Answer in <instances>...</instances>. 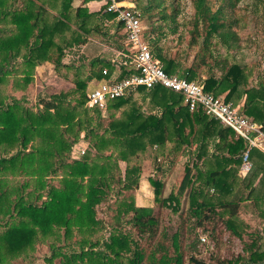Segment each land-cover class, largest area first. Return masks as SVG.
I'll use <instances>...</instances> for the list:
<instances>
[{
	"label": "trees",
	"instance_id": "obj_1",
	"mask_svg": "<svg viewBox=\"0 0 264 264\" xmlns=\"http://www.w3.org/2000/svg\"><path fill=\"white\" fill-rule=\"evenodd\" d=\"M73 1L42 0L39 3L37 0H27L25 3L24 0L21 9L17 7L15 10L14 5L8 4L9 0H0V22L10 23L11 17L17 26L11 35L8 28H0V173L37 176L38 183L43 188L46 185L42 179L44 175L57 171V167L53 166L58 164L63 176L61 187H51L41 203L37 199L27 198L19 189L27 186V183L10 193L5 185H0V217L8 218L3 223L5 228L0 232V263L5 264L8 256L32 247L39 233L53 235L55 227L64 228L66 238L71 237L73 227H78L83 233H93L94 227L102 223L97 219L96 206L105 199L113 188L112 185L121 184L126 189L131 187L129 181H123L114 172L118 167V159H128L130 151L145 149L150 145L165 148L167 143H173L172 149L179 151L191 147L192 141L196 140L198 151H195L196 156L186 167L179 185H173L172 182L168 185L165 181L150 179L152 201L168 204L178 216L187 215L184 223L188 235L190 233L197 237V231L200 230L207 238L213 237L222 244L220 238L224 235L227 237L225 240L234 242L235 238L244 240V235L249 233L254 239L250 254L234 253L233 259L228 260L225 257L224 261L227 264H264V255L257 252L264 241L263 232L259 229L248 232L238 215L243 204H258L259 197L251 193L254 192L253 185L260 169L254 166L247 175L241 177V154L247 147L245 140L237 136L231 127L210 117L203 109L191 111L185 105L182 94L163 86L152 89L141 87L132 94L112 100L107 109H114L120 114H112L110 127L102 133L98 126L104 110L93 108L96 112V124H92L89 115L85 123L79 118L78 107L85 106L87 93H84V97L76 105L67 103L68 106L63 104L69 99L68 93L61 92L59 95L44 98L43 108L37 112L23 106L20 101L7 102L3 97V86L9 76L14 74L18 77L22 73V79H14V86L17 88L20 84L28 85L33 81L31 76L37 66L36 62L45 58L54 62L56 68L61 67L62 59L67 53L65 50L88 41L89 31L86 28L90 15L83 8H77L74 15ZM128 1L136 3V9L141 12L142 17L158 10L160 19L173 21L175 25H171L172 32H177L179 0L169 2L172 9L170 14L167 11V0ZM194 3L196 11L192 21L194 28L191 44L198 45L201 39L202 44L191 65L184 66L179 59L163 54L159 45L162 37L160 34L163 33L162 25H153L150 31L143 25L144 38L151 47L152 44L156 46L157 51L153 53L169 74L195 80L199 71L206 68L208 75L199 82L205 84L207 91L216 95L226 93L228 102L246 95L240 112L264 125V81L258 86L250 87L251 72L247 65L230 63L227 59L219 61L215 55V46L218 44L231 49L239 41L237 32L232 30V23L226 20L223 7L214 10L207 0H194ZM47 8L56 12L54 20H44L40 24L41 19L45 18ZM106 13L109 17H115L114 13ZM74 17L76 24L73 23ZM200 23L205 24L203 28H200ZM52 52L57 54L55 60ZM20 58L22 62L18 61ZM91 63L109 66L102 59H95ZM215 68L221 70V75L214 73ZM103 70L104 67L97 76H90L89 80L94 77L108 78ZM123 72L120 77L126 74V71ZM85 84L82 81L77 83L79 87L86 89ZM137 93L149 97L152 110H144L139 106L134 99ZM62 128L75 134L72 135V140L64 136ZM82 131L90 146L81 158H75L71 151ZM36 137L42 138V145L27 151ZM215 139L216 145L211 154V142ZM110 147L119 152L116 159L113 154L105 153ZM13 148L17 149L16 153L4 155ZM258 151L253 150V161H256L255 155ZM259 153L263 159L264 153ZM53 154L60 157L59 162L51 159ZM200 163L204 166L196 168ZM210 186L215 188V193L206 198L209 196L206 187ZM13 193L17 195L16 199L11 198ZM183 197L186 200H182ZM37 198H42V195L38 194ZM251 199L254 200L252 203L245 204ZM153 208V202L150 206L137 205L133 200L123 202L119 208L117 222L120 223L123 215L132 214L129 222L141 236L147 235L151 239L147 245H141L129 233L116 229L109 240L103 243L99 240L83 239L77 250L62 251L51 245V255L47 257V261L53 264L55 258L61 257L62 264H187L182 250V231L177 230L170 235L168 243V231L166 228L159 230L161 222ZM223 231L224 235L221 234ZM200 242L207 249H216L213 239L208 243ZM99 246L105 248L98 249ZM211 246L215 249H211ZM248 246L244 242V248ZM126 254L129 258L124 261L123 256ZM190 264L210 263L192 254Z\"/></svg>",
	"mask_w": 264,
	"mask_h": 264
},
{
	"label": "rangeland",
	"instance_id": "obj_2",
	"mask_svg": "<svg viewBox=\"0 0 264 264\" xmlns=\"http://www.w3.org/2000/svg\"><path fill=\"white\" fill-rule=\"evenodd\" d=\"M20 1V4H22V1L24 0ZM170 1L171 0H167V11L169 14L172 13V9L169 7ZM41 2L42 0H39V3ZM124 2L126 6H136V3L134 2L130 1V3L125 0ZM207 3L210 4L214 10L223 7L226 20L232 23V30L236 31L239 37L238 45L231 49L223 46L221 43L218 45L216 44L217 46L215 47L217 48V51L215 52V55L217 56V59L219 61L227 59L230 63L236 62L241 65H247L251 72L249 77V86H258L261 81H264V0H207ZM179 4L180 11L176 18V23H178L179 26L177 32L173 33L171 28V25L174 26L175 23L170 19H160L161 15L158 10H153V14H144L142 17V23L146 27L147 31H150L153 25H162L163 33L160 34L162 37L159 45L163 49V54L175 57L179 59L184 66H189L193 62L197 52L201 49L202 39L198 45L191 44V40L193 38L192 30L194 28L192 21L194 20L196 11L194 0H179ZM15 5L16 2L14 6ZM7 6L10 7L9 5ZM199 25L200 28H203L205 24L200 23ZM98 33L101 35L99 31ZM157 36L158 33L156 37ZM70 38H72V34L70 35ZM73 49H68V51L72 53V51H74ZM152 49L154 52L157 51L156 46L153 44ZM53 51L56 50L54 49ZM55 53L52 52L54 60L57 58V54ZM77 59L79 58L71 60V64L67 65L69 67L68 69H63L61 67L59 70L56 69V73L47 67L44 68L40 66V68H38L39 71L35 67L33 73L37 76H34L32 83H29L28 85L20 84V86H17L18 90L15 89V81L11 79L14 75H12L10 80L8 79V81L4 84V91L2 92V95H4L3 97L6 98L7 102H13L15 100L20 101L23 106L34 112L42 110V101L44 98L47 99L52 95H59L61 92L69 94V99L63 102L64 105L68 106L67 103L70 105H76L82 97H84V93L86 94L90 91V89L97 85V82L101 80L98 77H96L97 79L89 80V77L97 76L100 69L104 66L102 63L92 64L90 61H85L81 58L78 61ZM44 60L45 62H48V60L44 58L39 62V64H42ZM51 63L53 64V62ZM214 73L219 76L221 75V70L219 68H215ZM207 75V69L204 68L199 71L198 77L195 80H204ZM61 76L64 77L63 80L61 79ZM18 78L22 79L23 77ZM79 81L86 82V89L77 85ZM134 96L136 102L144 110H152L149 97H145L140 93H137ZM219 96L226 99V93ZM246 98V95H242L240 98H236V101L232 102L240 109ZM157 109L155 110L157 111ZM78 113L79 118L84 121V123L87 120L86 117L89 115L92 118V124H96V112L93 108L88 106L87 101L85 106L78 107ZM113 113H116V115L120 114L119 111L109 108L102 112V117L98 126L101 133L106 128L110 127L113 120ZM62 132L68 140H72V137L75 135L73 132L67 131L66 128H62ZM84 135L85 133L82 131L79 140L73 144V146H75L74 148L72 147L73 149L71 152H73L74 149L77 151L83 148H85L86 151L89 149V141ZM215 141L217 140L215 139L211 142V154L213 153L216 145ZM42 142V138L36 137L29 144L27 151H30L35 146H41ZM192 142L191 147H186L179 151H174L172 149L173 143H167L165 148H160L158 145H150L145 149H135L130 151L128 153V159H118V167L114 170V172L117 176L120 175L123 181H129L131 187L126 189L121 184L112 185L113 188L110 190L105 199L96 206L97 219H99L102 223L97 225V227H94L95 231L93 233H83L78 227H73L71 237L66 238L64 228L55 227V233L53 235L50 234L47 236L39 233V237L35 239V243L32 247H27V249H24L19 253L15 252L13 256H8L5 264H49L47 257L51 255V245H55L62 251H69L70 249L77 250L80 246L79 243L83 239H89L92 241L99 240L103 243V241L109 240L110 236L116 231V229L129 233L132 238L137 240L141 245H147L151 239H149L147 235L146 237L141 236L139 231L129 222L132 214L123 215L120 219V223L117 222L119 219L118 215L120 205L125 201L131 200H133L137 205L150 206L153 202V209L161 222L159 224V230L162 231L166 228L168 231V243H170V235L177 230L182 231V250L185 254L187 264H190V256L192 254L199 258L208 260L210 264H227L226 261H224V258L226 257L225 259L228 260L231 258L233 259L235 249L233 248L234 242H228V240H225L224 231L221 232L224 236L220 238V240L222 239V244L220 241V243L216 241L215 238L208 237L209 241L211 239L215 240L216 243L214 244V247L216 249H207L206 247H203L200 242V233H202L201 236H204L202 231H197V237L194 234L191 235L189 233L188 235L185 232L186 223H184V220L187 218V215L184 214L178 216L177 213L170 209L171 206L168 204L164 205L160 201H152L153 196L150 194L149 189L150 179L155 178L168 182V178L173 177V180L171 181L173 185H179L185 174L186 167L189 163L191 164L193 157L196 156L195 151H198V143L196 140H193ZM16 151L17 149L13 148L4 155L10 156L16 153ZM92 153L95 155V150H93ZM105 153L109 155L113 154V158L116 159L119 152L116 148L110 147ZM51 159L55 162L60 161V157L56 154H53ZM57 165L53 166L57 167L56 173H47L42 178L46 183L44 188L40 183H38L37 176H28L25 174L0 173V185H5L4 187L9 189L10 193L23 183H27V186H21L19 189L24 192L27 198L33 200L37 199L38 203H41L46 199V193L49 192L51 187H61V178L63 176L61 175V167H58ZM202 166H204L203 163H200L195 167L199 168ZM143 180L146 181L145 187H143ZM214 190L215 188L213 186L206 187V193L209 195L206 196V198L215 193ZM38 194L42 195V198H37ZM11 198L16 199L17 195L13 193ZM182 200H186V198L183 197ZM184 202L186 203V201ZM6 219L8 218L6 217L1 219L0 217V232L5 228L3 223ZM9 221L10 223L12 222V220ZM157 238L158 236L156 239ZM162 238L163 237H159V239ZM102 248L105 247H98V249ZM127 255L128 254L123 256L124 261L128 260L129 257H127ZM53 264H62V258H55Z\"/></svg>",
	"mask_w": 264,
	"mask_h": 264
},
{
	"label": "built area",
	"instance_id": "obj_3",
	"mask_svg": "<svg viewBox=\"0 0 264 264\" xmlns=\"http://www.w3.org/2000/svg\"><path fill=\"white\" fill-rule=\"evenodd\" d=\"M103 3L104 10L114 13L116 20L123 25L126 48L121 52L122 58L117 64L119 72L122 74L126 71V74L114 77L108 68H104L103 74L109 77L87 92L88 106L106 110L112 100L132 94L141 87L152 89L163 86L178 92L183 95L184 103L191 111L203 109L245 140L247 147L241 154L240 174L247 175L254 167L253 150L264 153V125L242 114L233 102L207 91L203 82L169 74L144 38L142 14L136 6H126L124 0H103ZM85 151V148L74 149L73 156L79 158ZM201 240L203 243L209 242L206 236H202Z\"/></svg>",
	"mask_w": 264,
	"mask_h": 264
},
{
	"label": "crops",
	"instance_id": "obj_4",
	"mask_svg": "<svg viewBox=\"0 0 264 264\" xmlns=\"http://www.w3.org/2000/svg\"><path fill=\"white\" fill-rule=\"evenodd\" d=\"M37 1L39 2V0ZM125 1H128V0H125ZM15 2H16L15 10L17 9V7H20L21 9V7L23 6V1H22V4H20L21 3L20 0H9L8 4L14 5ZM26 2L27 0H25V3ZM103 4H104L103 0H74L72 2V6L74 8L73 10L74 15L76 14L77 8H83L87 10V14L90 15V17L88 18L89 21H88V25L86 28V30L89 31V34L87 35L88 41L85 44H81L78 46L68 48V49L74 48L73 50L75 52L72 51L71 53L70 51H68V49L65 50L67 51V53L62 59L63 64L61 63V68L68 69L69 67L66 65H70L71 60H76V58H79L77 59L78 61L81 58L85 61L87 60L90 62L94 61L95 59H102L103 61H106L109 63L110 67L109 66H103V67L108 68L110 72L114 74V77L121 76L117 62H119L120 59L122 58L121 52L124 51L126 48L125 32H124L122 25L116 20V18L109 17V15L105 12ZM47 9L48 10L45 13V18L41 19L40 24H43L44 20L46 21L54 20V15H56V12L49 8ZM9 19H10V23H7L5 21L0 22V28H8L9 34L11 35L12 32L15 31V29H17V26L15 23H13V21L11 20L12 19L11 17ZM9 19H7L8 22H9ZM73 21H74L73 23L76 24L75 17L73 18ZM7 24L9 25V27H7ZM98 31L101 33V35L98 33ZM18 61L22 62L23 60L20 58V60ZM37 64L38 65L36 66V68L38 71H39L38 68H40V66L44 68L47 67L51 71H54L55 73H56L55 71L56 69L58 70L60 69V67L56 68L54 62L52 64L49 61L45 62V60L42 62V64H39V61ZM11 76H9L8 79H10ZM34 76H37V75L36 74L32 75L31 76L32 79H34ZM18 77H23V74L22 73L18 74ZM18 77L14 75V77L11 79L14 80V79H17ZM61 79L63 80L64 77L61 76ZM93 79H97V78L94 77ZM102 79H106V78H102ZM102 79L98 81L97 84L100 83ZM15 89L18 90V88H15ZM19 91H22V90H19ZM256 153H257L255 155L256 161L254 160L253 162H254V166H256V169H260V173L257 176V179L253 185L254 192H252L251 194H254L255 196L259 197V201L257 205L255 204V202L254 204H250V205L243 204L239 210L238 215H239V220L242 222L244 228L248 232H251V230H254V229H259V231L263 232L264 234V158L261 159L262 154L259 153V151ZM168 179L169 181L167 183L168 185H170V182L173 180V177L171 178L169 177ZM143 182H144L143 187H145L146 181L143 180ZM252 201L254 200L251 199L245 204L252 203ZM244 236H245L244 240L240 238H235L234 240L233 248L235 249L234 253L236 255L240 253L249 255L253 248V242H254L253 236L250 235L249 233L245 234ZM225 239H227V237H225ZM244 242H245V245L249 244V246L246 249L244 248ZM254 250H255V247H254ZM257 252L264 255V241L262 244H260L259 250Z\"/></svg>",
	"mask_w": 264,
	"mask_h": 264
}]
</instances>
